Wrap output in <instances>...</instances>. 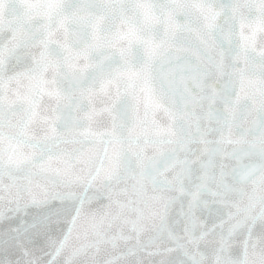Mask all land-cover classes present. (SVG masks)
Masks as SVG:
<instances>
[{
    "label": "snow or ice",
    "instance_id": "1",
    "mask_svg": "<svg viewBox=\"0 0 264 264\" xmlns=\"http://www.w3.org/2000/svg\"><path fill=\"white\" fill-rule=\"evenodd\" d=\"M0 264H264V0H0Z\"/></svg>",
    "mask_w": 264,
    "mask_h": 264
}]
</instances>
